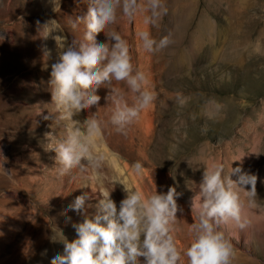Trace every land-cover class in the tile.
<instances>
[{
	"label": "rangeland",
	"instance_id": "1",
	"mask_svg": "<svg viewBox=\"0 0 264 264\" xmlns=\"http://www.w3.org/2000/svg\"><path fill=\"white\" fill-rule=\"evenodd\" d=\"M140 3L146 6L147 0ZM164 4L167 14L155 26L144 23L150 11L138 13L132 22L118 12L117 22L109 26V31L127 40L134 69L147 74L149 90L156 97L152 106L127 135L118 134L108 123L112 105L104 97L109 89L101 87L99 109L94 107V113L85 109L74 119L94 114L101 122L96 141L108 157L102 170L106 187H111L108 180L120 179L145 192H166L174 186L182 194L177 200L185 210L177 214L180 249L190 243L189 203L203 173V167L193 170L183 160L219 161L227 171L233 159L243 157V169L258 177L257 196L254 206L244 211L248 226L234 230L233 264H264V0H164ZM87 8L75 0H55V4L0 0L4 36H0V264H50L52 253L64 250L62 242L50 238L63 232L74 240L71 223L83 220L64 209L76 196L91 191L84 188L89 181L56 175L55 152L45 150V134L62 136L63 126L53 125L54 116L49 120L44 116L52 108L48 80L51 64L58 60L53 37L64 36L67 44L81 40L83 23L76 30L71 24ZM51 20L57 30L45 40L37 21L43 25ZM141 30L156 40L170 35L175 43L149 54L139 47L136 33ZM98 38L106 42L103 30ZM45 46L51 50L47 69ZM116 86L131 103L124 82ZM177 93L191 97L183 108L174 102ZM210 100L223 105L216 120L205 115ZM137 161L144 166L139 176L132 171ZM124 196L117 184L112 193L117 205Z\"/></svg>",
	"mask_w": 264,
	"mask_h": 264
},
{
	"label": "clouds",
	"instance_id": "2",
	"mask_svg": "<svg viewBox=\"0 0 264 264\" xmlns=\"http://www.w3.org/2000/svg\"><path fill=\"white\" fill-rule=\"evenodd\" d=\"M75 2L85 3L88 8L85 15L76 18L71 28L78 29L82 22L85 30L83 38L75 39L71 44L66 43L64 36L53 37L58 60L51 64L48 85L52 108L44 119L54 116L53 125H62L63 135L46 133L45 150L55 152L54 171L59 178L70 176L75 181L78 176H83L89 181L84 188L91 191L76 196L64 209L65 213L73 211L83 220L71 223V217H66L75 229L74 240L69 241L63 232L59 238H50L52 242L59 241L64 245L63 254L52 253L50 264H185V260L186 264H233L234 230H244L248 226L244 211L246 207L254 206L257 196L258 177L243 169V157L233 159L227 171L223 162L183 160L193 170L203 167V173L198 190L189 203L193 219L187 230L190 243L180 249L176 243V233L181 230L177 225V214L183 215L185 210L177 200L182 194L174 186L168 187L166 192L157 189L145 192L120 179L108 180L111 187H106L102 170L108 157L98 150L96 141L101 122L94 114L82 120L74 119L85 109L89 113H94L91 111L94 107L99 109L101 96L97 93L101 87L109 89L104 97L107 104L112 105L108 123L118 134L127 135L142 112L152 106L156 97L149 90L147 74L134 69L127 40L118 32L109 31V26L117 22L118 12L132 22L143 11H150L144 23L155 26L167 14L164 0H147L146 6L141 5L140 0ZM52 3L55 4V0ZM53 21L43 25L37 21L39 35L45 40L57 30ZM101 30L106 42L98 38ZM136 35L139 47L149 54L160 53L175 43L170 35L156 40L147 30L138 31ZM42 51L47 69L51 50L45 46ZM120 82H124L132 94L131 103L116 86ZM190 99L177 93L174 102L183 108ZM222 112L223 105L210 100L205 115L208 120H216ZM235 162L240 164L233 167ZM143 168L139 161L132 165L137 176L143 174ZM117 184L125 193L119 205L112 198ZM90 209L94 211L90 213ZM46 254L47 250H44L42 255Z\"/></svg>",
	"mask_w": 264,
	"mask_h": 264
}]
</instances>
